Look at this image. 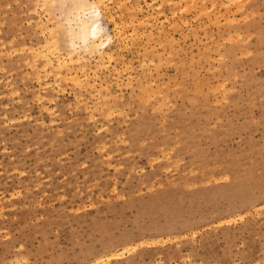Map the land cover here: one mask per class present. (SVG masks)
Listing matches in <instances>:
<instances>
[{"label":"rangeland","instance_id":"obj_1","mask_svg":"<svg viewBox=\"0 0 264 264\" xmlns=\"http://www.w3.org/2000/svg\"><path fill=\"white\" fill-rule=\"evenodd\" d=\"M102 7L77 80L58 4L0 0V264H264V0Z\"/></svg>","mask_w":264,"mask_h":264},{"label":"bare ground","instance_id":"obj_2","mask_svg":"<svg viewBox=\"0 0 264 264\" xmlns=\"http://www.w3.org/2000/svg\"><path fill=\"white\" fill-rule=\"evenodd\" d=\"M50 4H58L60 15L63 18V25L67 31L68 41L64 46V53L61 52L58 45V38L50 36L40 49L43 53L45 65H52L53 57L49 54V49L55 55H58L59 72L81 79L79 73L82 71L84 76L88 77L85 65L82 59L86 55H97L100 60L112 58L113 54L110 51V41L114 35L108 30L103 19L106 15L103 5L106 0H47ZM64 29V28H63ZM52 41V46H50ZM49 47V48H48ZM51 47V48H50ZM84 68V69H82ZM48 73L49 70L47 69ZM84 79H87V78ZM90 77V76H89ZM129 248L124 247L119 252H113L112 255L124 253ZM101 258V257H100Z\"/></svg>","mask_w":264,"mask_h":264}]
</instances>
